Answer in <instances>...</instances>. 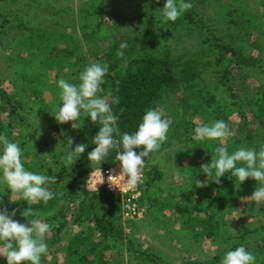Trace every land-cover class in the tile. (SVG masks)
Here are the masks:
<instances>
[{
  "label": "trees",
  "instance_id": "obj_1",
  "mask_svg": "<svg viewBox=\"0 0 264 264\" xmlns=\"http://www.w3.org/2000/svg\"><path fill=\"white\" fill-rule=\"evenodd\" d=\"M37 1L39 0H0V44H3L5 40L11 43V53H13L11 57L16 58L17 65L22 68L21 73L25 74L23 77H16L15 82L18 86L14 93L9 94L0 84V118L3 116L8 118L6 124L0 121V133L6 134L10 140L20 144L23 150V163L27 170L55 176L56 183L49 186L55 194L54 198L47 204L40 202L31 205L33 211H38L39 216H45V222L53 225V231H60L66 225L82 227L87 223L92 224V227H88L89 231L86 230L70 240L67 256L72 259L71 264H116L107 259V255L116 244L124 242L125 233L121 226L122 220L125 219L122 212V200L106 190L92 193L86 187V179L90 172V168H87L89 161L87 156L95 147L91 140L99 131L100 125L98 122H91L89 117L83 115L77 121V126L80 127L78 129L72 128V123L75 122L62 125L57 122L53 124L55 122L53 116L60 103L57 81L65 79L75 83L78 81L80 72L88 64L107 63L110 68L105 76V83L102 85L104 89L102 95L111 91L120 97L119 104L113 106V112L118 117L115 138L120 139L124 132L136 131L146 109L161 106L164 101L174 102L179 94L184 96L191 92L193 95L191 103L185 109L194 108L199 114L204 113L209 116L212 112L207 111L206 107L202 109L205 103L200 96L193 93V88L198 85L199 79L212 66V69L216 67L215 78L224 87L233 105L242 108V101L238 95H234L230 88V81L233 82L234 77H226L227 74L223 69L225 66L229 69L233 66L239 69L243 66H250L264 71V59H257L247 54L248 48L245 44L240 46L241 49L234 48L232 43L223 44L224 39L202 16L205 0H187L192 7L177 21L167 23L162 22L156 13L157 9L164 7L165 0H98L97 4L90 7L85 6L81 11L83 13L86 9L89 10L90 15L97 20V25L93 30L88 29L87 23L80 25L84 30L81 38L85 43V49L88 54L92 55V61L89 63L88 59L82 58L85 52H83L81 40L78 38L76 40L70 33L67 34L68 26L62 25L59 20H51L48 25L44 26H29L33 23L29 18L33 5ZM262 5H264V0H262ZM99 18L101 19L98 22ZM106 21L126 25L127 29L123 33H118L117 36L111 34L110 29H106L112 41L104 52L105 54L100 55L98 53L99 44L106 40L104 35ZM134 22L137 23L136 26L127 25ZM262 28L263 25H260L255 29L261 30ZM181 30H186L188 35L198 36L204 46L209 43L212 52L216 53L217 50L219 55L215 57L214 62L205 59L204 49L190 54H175L170 48V41L174 33ZM11 32L17 34L15 39H9ZM249 33L246 32V37L250 35ZM229 35L231 42H240V39H243L238 34L230 33ZM263 37L264 31L258 36L257 41L251 43L250 47L254 46V50L260 48L264 53V45L261 43L264 41ZM122 42L127 44V48L123 50L125 55L120 57L117 51ZM75 60L77 62L74 63ZM56 68L59 73L56 71V77L51 79L49 73ZM37 104H41L43 108L40 117L45 121L47 128H51L54 132L62 129L72 132L71 138L75 141L72 146L73 150L76 144L88 145L85 153L75 165L64 167L57 158L51 159L52 155L48 156L44 151V148L47 149V140L37 145L40 152L46 153H44V160H38L37 154L31 153L32 137L20 127L29 126L28 117L36 113L33 110L37 109ZM252 111L255 121L259 124L260 132L245 136V141L249 142V147L257 148L254 141L259 136H264V91L256 98ZM173 112L169 113L170 118L166 117L170 122V128L176 117ZM243 121L246 122V119L244 118ZM16 128L17 131L20 130L19 135L15 134ZM190 130L187 128L182 133L185 135V151L181 157L191 159L188 167L184 166L180 171V175L183 176L181 187L184 190L176 196L175 194L168 196L165 206L174 204L175 208L172 210L182 212L178 217L185 219L189 226L192 225L199 236L216 242L220 229H222L221 224L224 222V214H220V211L227 206L222 198L233 200L246 192L252 194L258 182L248 179L238 185V182L236 184L235 179L226 173L225 177L216 183L217 178L214 175L209 178L204 175L201 167L211 162V155H215V148L219 142L194 140L189 136ZM249 133L248 131L247 134ZM238 144L240 147L243 146L238 139L223 146L232 152L238 148ZM118 150H111L101 162V166L106 168L113 166ZM157 152L145 158L147 172L143 186V206L145 208V203H148L150 204L149 209L157 206L155 205L157 198H154V191L151 189L162 181L166 174L164 169H160L158 165L151 166L150 159ZM164 154L168 155L166 152ZM46 159L53 160V162L48 161L47 163ZM174 159L175 157L169 154L166 161L172 163ZM197 179L204 183L205 187H196ZM8 197L7 186L0 184V210L7 209L9 214L15 210L14 220L20 223L28 222L21 213L29 205L20 196L15 202H11ZM180 203L183 204L180 205ZM189 206L193 211H189ZM193 212H195L194 216ZM68 218H70V223H68ZM194 221L195 223L192 224ZM96 236L98 239H95ZM234 240L237 241L232 248L246 242V248L255 254L256 264H264V224L253 229L241 226ZM238 241L240 243H237ZM56 242L53 238L47 241L52 246H55ZM249 244L252 246H248ZM126 251L135 264H164L159 259L160 257L153 255L150 250H142L136 240L127 241ZM223 254L224 252H219L211 260H193L183 264H220Z\"/></svg>",
  "mask_w": 264,
  "mask_h": 264
},
{
  "label": "rangeland",
  "instance_id": "obj_2",
  "mask_svg": "<svg viewBox=\"0 0 264 264\" xmlns=\"http://www.w3.org/2000/svg\"><path fill=\"white\" fill-rule=\"evenodd\" d=\"M97 1L98 0H39L33 5L32 14L29 18L33 23H30L31 25L29 24V26H44L48 25L51 20H59L62 25L68 26L66 28L67 34L70 33L76 40L77 38L81 40L83 52H85L82 58L88 59L87 61L90 63L92 61V55L88 54V51L85 49V43H83L81 38L84 30L80 25L87 23L88 29L93 30L97 25V20L94 16L90 15L91 13L89 10L86 9L83 13L81 11L85 6L90 7L97 4ZM204 5V15L202 16L224 39L225 42H223V44L232 43L234 48L239 49H241L240 46L245 44L248 48L247 54L257 59H264V53L261 52L262 49L258 48V50H254V46L250 47L251 43L257 41L258 36L264 31V5H262V0H205ZM230 12L231 14H229ZM100 19L101 18L98 19V22ZM232 20H234V22ZM246 20L247 22H245ZM127 25L136 26L137 23H128ZM260 25H263L261 30L255 29ZM106 29H110L109 31L111 34L117 36L118 33H123L127 28L126 25L109 21L104 31ZM107 32L108 31H105L104 33L106 40H103L99 44L98 53L100 55L105 54L104 52L109 48L112 41L110 35H107ZM186 32V30H181L174 33L170 41V48L172 51L175 54H190L204 49L206 52L205 59L214 62L215 57L219 55L218 51L216 50V53L212 52V47L209 43L204 46L201 43L202 40L198 36L188 35ZM246 32H250V35L247 37ZM230 33L238 34L243 39H240V42H231ZM16 37L17 34L15 35V32H11L9 35V39H15ZM261 43L264 45V41ZM14 45H16V43ZM11 47V43L7 40H5L3 44H0V84L9 94L17 90L18 85L15 82L16 77H23L25 75L21 73L22 68L17 65L15 61L16 58H14V56L11 57L13 54L11 53ZM80 58L81 57H79V59ZM73 62L75 63L77 60ZM212 68L213 66L207 69L204 75L199 79L198 85L193 88V93L200 96L205 103L202 109L206 107L207 111L210 113L212 112L209 116L204 113L199 114L194 108L185 109L191 103V98L193 97L191 92H188V94L184 96L179 94L176 96L177 98L175 97L176 99L174 102L164 101L163 105L160 106L164 108L167 118H170L169 113L173 111H175L173 113L176 114V117L167 138L161 142L158 152L150 159L151 166L158 165L160 169H164L166 172L164 179L151 189L154 191V198H157L155 204L157 206H154L155 208L152 206V208L149 209L150 204L145 203V215H143L142 218L134 221H129L127 219L122 220L121 226L125 233L124 244H116L114 248L108 252L107 259L110 261L116 264H135L130 254L126 251V243L129 240H136L139 242L142 250H150L153 255L160 257L159 259L163 261L164 264H183L193 260L207 261L216 257L219 252L223 253L228 249H234L232 245L237 241L234 239L238 235V230L241 226H248L250 229H253L258 225L264 224V201L255 202L249 200L253 193L249 194L246 192L239 198H233V200L232 198H226V200L224 197L222 198V201L226 202L227 206L220 211V214H224V222L221 224L222 229H220L219 238L216 242L199 236L197 230H194L192 225L189 226L185 219L178 217L182 212H175L172 210L175 208L174 204H172V206H165L168 196L174 194L176 196L184 190L181 187L183 176L180 175V171L184 166L188 167L191 161L190 158L181 157V154L185 151V135L182 134L185 129H191L189 136L193 138L194 128L196 126L210 124L215 120H224L232 130V135L224 140L223 145L238 139L243 147H249V142L245 141V136L260 132L259 124L255 121L252 107L256 98L264 91V71L250 66H243L240 69L235 66H233L232 69L226 66L224 67L225 69H223V71L227 74L226 77H234L233 82L230 81V88L234 92V95H238V98L243 104L242 108H238L233 105L224 87L221 83H218L215 78V75H217L214 73L216 67H214V69ZM56 71H58L57 68L49 73L51 79L56 77ZM24 101L27 102L25 99ZM37 106V109L33 110V112L36 111V113L28 117L29 126L24 127L22 125L24 128L20 127V129L27 131L32 137L33 144L31 143V153L37 154L38 160L45 159L44 151H46L48 156L52 155V157H50L51 159L57 158V160L60 161L59 157L64 153L65 148L63 145L59 144L63 143L66 146V137L61 135V133L64 132L70 137H72L73 134L71 131H65V129L54 132L51 128H47L45 126V121L40 117L43 108L41 104H37ZM244 118L246 122L243 121ZM7 119L6 116H3L0 118V121L6 124L8 123ZM54 123H56V121L53 122V124ZM248 131L250 132L249 134H247ZM15 134L19 135L20 130L17 131L16 128ZM45 140H47V149L45 150L44 148V151L40 152L37 145L40 142L45 143ZM254 143L258 146L256 149L264 147V136L256 138ZM238 147H240L239 144ZM164 152L168 155L172 154L173 157H175L172 163L166 161L168 155H165ZM46 161L48 163L49 159H46ZM51 162H53V160L49 161V163ZM114 162H116V160ZM87 168H90V174L96 169L106 167L101 166V162L91 166V162L88 161ZM256 188L253 189L256 190ZM181 204L183 203H180V205ZM189 207V211H193L191 206ZM194 213L195 212L192 213L193 216L195 215ZM68 214L70 217V213ZM39 217L44 220L45 216ZM24 223L27 224L28 222ZM68 223H70V218H68ZM194 223L195 221L192 224ZM89 226L92 227V224L87 223L82 227L66 225L60 231L51 230L46 236V242L52 238L57 242L55 246L47 243L49 251L47 255L42 258V264H71L72 259L67 256V248L70 240L86 230L89 231ZM95 239H98V236H96ZM237 243L240 242L238 241ZM241 245L246 247L247 243L244 242ZM248 246L252 245L249 244ZM0 264H7L6 258L0 257Z\"/></svg>",
  "mask_w": 264,
  "mask_h": 264
},
{
  "label": "clouds",
  "instance_id": "obj_3",
  "mask_svg": "<svg viewBox=\"0 0 264 264\" xmlns=\"http://www.w3.org/2000/svg\"><path fill=\"white\" fill-rule=\"evenodd\" d=\"M191 7L187 0H165L164 7L157 9L156 13L162 22H175ZM126 48L127 44L122 42L117 55L123 57ZM109 68L107 63L92 62L80 72L77 82L58 80L60 103L53 117L61 125L75 122L72 123L73 129L80 128L77 121L82 115L89 117L91 122H98L99 131L91 140L95 147L87 156L91 166L102 162L111 150L119 149L116 161L120 163L121 173L119 176L109 175L108 179L123 177L124 185L134 188L140 180L145 158L158 151L161 142L167 138L170 122L163 107L149 108L145 110L136 131L124 132L120 139H116L118 117L113 112V106L119 104L120 97L111 91L102 95V85ZM61 135L66 137V146L59 144L65 148L59 160L64 167L75 165L88 145L76 144L73 150L75 141L64 132ZM231 135L232 130L224 120L194 128V140L219 141L215 155H211V162L201 167L204 175L208 178L214 175L216 183H219L228 173L239 185L253 179L258 182V186L249 200L264 201V147L256 149L241 146L229 152L223 144ZM137 149L142 150L138 152ZM53 183H56L55 176L27 170L20 144L0 133V184L7 186L11 202L20 196L29 205L21 213L28 220L27 224L13 219L15 210L11 214L7 209L0 210V257L6 258L7 264H42V258L49 251L46 236L53 225L41 219L31 205L40 202L47 204L52 200L55 194L49 186ZM196 187H205V184L197 179ZM220 264H256V257L241 245L225 251Z\"/></svg>",
  "mask_w": 264,
  "mask_h": 264
},
{
  "label": "built area",
  "instance_id": "obj_4",
  "mask_svg": "<svg viewBox=\"0 0 264 264\" xmlns=\"http://www.w3.org/2000/svg\"><path fill=\"white\" fill-rule=\"evenodd\" d=\"M146 172V165H144L138 184L134 188H129L124 185L123 177H111L108 179L109 175L119 176L121 173L120 163L116 161L111 167L99 168L92 171V175L91 173L88 175L86 185L88 190L92 193L106 190L111 194L119 196L122 200L124 218L137 220L145 215L143 206V186L146 181Z\"/></svg>",
  "mask_w": 264,
  "mask_h": 264
}]
</instances>
